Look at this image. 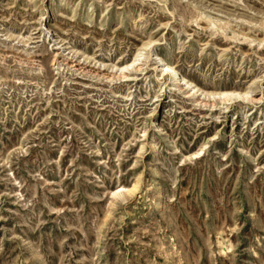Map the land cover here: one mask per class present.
Listing matches in <instances>:
<instances>
[{"label": "rangeland", "instance_id": "374dc122", "mask_svg": "<svg viewBox=\"0 0 264 264\" xmlns=\"http://www.w3.org/2000/svg\"><path fill=\"white\" fill-rule=\"evenodd\" d=\"M0 264H264V0H0Z\"/></svg>", "mask_w": 264, "mask_h": 264}, {"label": "bare ground", "instance_id": "6f19581e", "mask_svg": "<svg viewBox=\"0 0 264 264\" xmlns=\"http://www.w3.org/2000/svg\"><path fill=\"white\" fill-rule=\"evenodd\" d=\"M193 1V0H192ZM204 4V2H201ZM205 7H208V5H205ZM214 6H212L211 8H213ZM216 12H219V11H223L220 10V9H217V8H213ZM225 12V11H224ZM198 16L200 17H203V18H206L208 20V22L214 26L216 29H219L222 28V25L221 26H218V19L216 17H209L207 16L204 12H198ZM251 23V22H249ZM254 25V24H252ZM259 26H261V24H259ZM151 41L149 42H146L144 43V45H147L149 44ZM150 52V51H149ZM67 57V56H66ZM25 60H28L30 62L34 61V58L33 56L29 55V54H25ZM157 59V62L153 65V68H158L159 67V70H160V75L163 76V75H166L167 78L172 81V83L174 85H177V86H187L186 88V93H193L195 94L199 88L196 87L195 84L191 85V83L185 79L184 77H182V75L177 71L175 70L174 66L172 65L171 62H168V61H162L161 59L159 58H156ZM159 62V64H158ZM127 65H124L122 67H117V71H118V75L119 76H125V73L123 71V69L126 67ZM212 95H218L221 99H230L232 98V95H236V96H239V97H245V98H248V95L246 94V92H238V91H234V90H222L220 92H217V93H212ZM154 141L151 140V143H153ZM201 148L194 152L193 154H197L199 151H201Z\"/></svg>", "mask_w": 264, "mask_h": 264}]
</instances>
